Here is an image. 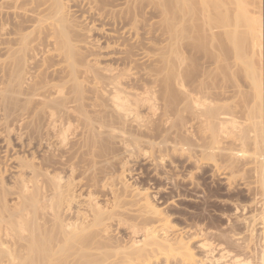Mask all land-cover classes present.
<instances>
[{"label":"bare ground","instance_id":"obj_1","mask_svg":"<svg viewBox=\"0 0 264 264\" xmlns=\"http://www.w3.org/2000/svg\"><path fill=\"white\" fill-rule=\"evenodd\" d=\"M5 1L0 264H264V0Z\"/></svg>","mask_w":264,"mask_h":264},{"label":"rangeland","instance_id":"obj_2","mask_svg":"<svg viewBox=\"0 0 264 264\" xmlns=\"http://www.w3.org/2000/svg\"><path fill=\"white\" fill-rule=\"evenodd\" d=\"M2 1L4 2V0H2ZM2 1L0 0L1 3H2ZM11 1H13V0H11ZM6 2L9 3L10 1H7V0L5 1V4H8V3H6ZM1 3H0V7H1V9H2V7H4V8L2 9V11H3V10H4V11L6 10L5 12H8L9 10H11L10 8L8 9V7H7V9H6L5 6H7V5H5V6H1ZM27 7H28V6H27ZM27 7H25V8H27ZM1 9H0V10H1ZM262 13H263V12H262ZM263 15H264V13L262 14V16H263ZM0 22H3L1 16H0ZM4 22H5V21H4ZM1 24L3 25V24H5V23H0V30H2V29L4 28V25H3V27H1V26H2ZM9 27H10V26H9ZM7 28H8V27H7ZM10 28H11V27H10ZM10 28H9V29H10ZM3 30H4V29H3ZM5 30H6V29H5ZM6 32H7V31H6ZM262 57H263V58H262V65H261V66H263V67H262V71H263V74H264V42H263ZM206 169L209 170V168H206ZM235 178H237V177H235ZM238 178H239V180H236V179H235V180H236V181H239V182H236V181L234 180V183H236V184H237V183H241V180H242V179L240 180V176H239ZM238 178H237V179H238ZM200 180H201V181H200ZM205 180H206V182H204ZM207 180H209V179H207V178L204 179V177H203V179H202V178L199 179L198 181L202 184V185H199V186L202 187V188L204 187L203 189H205V190H204V191H205V192H204L205 194L208 193V188H209V189L211 188V189L213 190V193H214V191H215L214 189H216L217 187L220 186V181L216 179V180H217V181L215 180V181H216V184H217V185H216L215 182L212 183V181L209 180V184L207 185V182H208ZM244 181H247V180H242L243 183H241V184L244 185ZM203 182H204L205 184H204ZM210 182H211L212 184H214L213 187H211L212 184L210 185ZM200 183H199V184H200ZM234 183H233V185L235 186V188H238V185H239V184L236 185V184H234ZM246 183H247V182H246ZM206 185H207V186H206ZM215 185H216L217 187H216ZM233 185H232V188H234ZM243 185H242V186H243ZM209 186H210V187H209ZM214 186H215L216 188H214ZM222 186H223V185H222ZM236 186H237V187H236ZM205 187H206V188H205ZM207 187H208V188H207ZM240 187H241V186H239V189H238V190H240L241 193H240L239 191H237V190L234 188V190H236V192L234 191V193L236 194L234 197L236 198V201H238V203H236V204H235L236 201H234L235 198H234V197H233V198L231 197V196L234 195V193H233V192H229V193H228V191L225 190V189L222 190V193H221L222 196H223L224 194H226V193L228 194V195H224V196H223L224 198H226V202H225L226 204H227V202H228V201H227L228 199H229V200L233 199L232 201H233V203H234V206L237 205V204L240 205V203H242L241 206H243V204L245 203V200H247L248 197H246L247 195H245L247 191L243 193L242 191L244 190V188H243V187L240 188ZM220 188H223V187L220 186ZM203 189H200L199 191L202 192ZM224 191H225V192H224ZM229 191H230V190H229ZM231 191H233V189H232ZM238 192H239V193H238ZM223 193H224V194H223ZM237 193H238V194H237ZM242 193H243V194H242ZM261 193H262V192H261ZM230 194H231V195H230ZM239 194H241L240 197H239L240 199L236 197V196H239ZM262 194H263V193H262ZM225 196H227V197H225ZM241 196H243V197H241ZM244 196H245L247 199H246ZM248 196H249V197H252L251 194H248ZM263 196H264V195H263ZM224 198H223V199H224ZM230 198H231V199H230ZM243 198H244V199H243ZM237 199H238V200H237ZM242 199H243V200H242ZM174 200H175V201H174L175 203L172 205V208H173L174 211H176V208H175V207H176L177 205L179 206V204L176 203V202L178 201L177 198L174 199ZM176 200H177V201H176ZM262 200H264L263 197H262L261 201H262ZM232 201H231L229 204H231ZM239 201H240V202H239ZM243 201H244V202H243ZM248 201L250 202V198H249V200H247L246 203H248ZM178 202H179V201H178ZM191 202H192V201H191ZM193 202H194V203H193ZM193 202H192L191 204H190V203H185V202H184L185 209H188V205L191 206V207H189L188 210H191L193 213H196V211H197V213H201V211H203V209H204V210L206 209V211L209 213V215H210L211 213H214L213 216H214L215 214H217V213H218L219 211H221V210H222L223 212L226 211V213H227V211H228L229 209H231L232 207H234V206H230V205H228V204L226 205L225 203H224L225 206L221 205V206H222V207H221L220 205L217 206L215 203H213L214 205L212 204V206H213V207L215 206V207L217 208V209H216L215 207L213 208L211 205H210V206H208V205H205V206H204V205H203L202 203H200V202L196 203V202H197L196 200L193 201ZM250 203H251V202H250ZM250 203L245 204L244 206H247V205H249ZM187 204H188V205H187ZM193 204H194V205H193ZM197 204H198V205L200 204L199 206H202V205H203V206H204V207H202L203 209H201V207H199ZM201 204H202V205H201ZM263 204H264V202L262 201V205H263ZM175 205H176V206H175ZM195 205H196V207H195ZM178 206H177V210H178V209H182V208H184V206H183V207H182V206L178 207ZM192 206H193V207H192ZM207 206H208V208H206ZM241 206H239V208H240L239 211L242 210V208L244 207V206H243V207H241ZM181 207H182V208H181ZM186 207H187V208H186ZM194 207H195L196 209H195ZM197 207H199V208H197ZM209 207H211V210H210ZM219 207H220V208H219ZM223 207H224V208H223ZM226 207L228 208V210H226ZM259 208H262L261 211H262V210L264 211V205H263V207L261 206V207H259ZM194 209H195V210H194ZM198 209H199V210H198ZM200 209H201V210H200ZM214 209L216 210L215 212H214ZM220 209H221V210H220ZM188 210H187V211H188ZM208 210H209L210 212H209ZM231 210H232V209H231ZM244 210L247 211V210L245 209V207L243 208V211H244ZM199 211H200V212H199ZM206 211H205V212H206ZM232 211H233V210H232ZM232 211H230L231 214H232ZM239 211H237V212H238V216L240 215V214H239ZM248 211H249V210H248ZM248 211H247V212H248ZM228 212H229V211H228ZM230 212L227 213V214H226V213H224V214H225V215H228V214L231 215ZM247 212H246V213H247ZM208 213H207V214H208ZM233 213H234V212H233ZM240 213H241V211H240ZM243 213H245V212H243ZM243 213H241V215H242ZM246 213H245V214H246ZM211 215H212V214H211ZM217 215H218V214H217ZM229 215H228V216H229ZM241 215H240L239 217H241V218L244 219V218H245V215L243 214V217H242ZM246 215H247V214H246ZM248 215H249V212H248ZM248 215H247V216H248ZM206 216H207V215H206ZM215 216H216V215H215ZM173 217H174V218H173ZM239 217H238V219L240 220L241 218H239ZM170 220L173 221V223H174L173 225H175V223H177L176 226L178 225V223H180V219H179V217H176V216H172V218H170ZM176 220H177V221H176ZM240 221H241V220H240ZM240 221H238V224H239V223H243V222H240ZM241 225H242V224H241ZM241 225L239 224L238 227L241 228L240 231H242V232H243V235H244V231H245V229L242 230V229H243V228H242L243 226L241 227ZM243 225H244V223H243ZM245 226H246V225H245ZM263 226H264V225H263ZM177 228H178V227H177ZM244 228H246V227H244ZM257 230H259V227H257ZM259 231L261 232V230H259ZM259 231H258V232H259ZM258 232H257L256 234H257V235H260V232H259V234H258ZM263 232H264V228H263ZM240 233H241V232H240ZM247 233H248V232H247V229H246V233H245V234H247ZM263 234H264V233H263ZM241 235H242V234H241ZM243 235H242V236H243ZM257 235H256V237H257ZM262 237H264V235H263ZM257 239H259V238H257ZM263 239H264V238H263ZM258 243H259V242H258ZM262 244H263V246H264V240H262ZM263 248H264V247H263Z\"/></svg>","mask_w":264,"mask_h":264}]
</instances>
